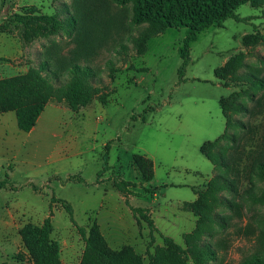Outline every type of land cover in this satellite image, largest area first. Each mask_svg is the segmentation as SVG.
Listing matches in <instances>:
<instances>
[{
  "label": "rangeland",
  "instance_id": "1",
  "mask_svg": "<svg viewBox=\"0 0 264 264\" xmlns=\"http://www.w3.org/2000/svg\"><path fill=\"white\" fill-rule=\"evenodd\" d=\"M236 14L241 20L199 34L181 81L178 49L187 30L165 26L144 0H0V79L46 63L59 79L43 75L59 86L80 65L95 86L78 112L59 96L51 102L69 110L62 127L79 152L61 169L28 155L14 112L0 117V264H38L34 231L49 217L59 264H87L79 227L88 236L94 225L119 257L93 264H197L184 252L206 247L201 264L264 259V0H249ZM94 121L101 126L90 131ZM209 141L207 150L224 164L215 169L200 150ZM108 142L110 167L98 183ZM135 154L153 162L150 181L133 164ZM217 176L232 189L201 200L195 191L215 189ZM115 180L131 184L126 196L149 210L154 231ZM130 251L140 262L125 256Z\"/></svg>",
  "mask_w": 264,
  "mask_h": 264
},
{
  "label": "trees",
  "instance_id": "2",
  "mask_svg": "<svg viewBox=\"0 0 264 264\" xmlns=\"http://www.w3.org/2000/svg\"><path fill=\"white\" fill-rule=\"evenodd\" d=\"M249 0H144L146 10L152 15L156 16L168 28H186V37L183 44L178 51L183 60L179 68V77L182 81L184 79L187 66L190 64L191 44L197 41L201 32L207 28L221 23L229 18L241 20L236 14V10ZM20 19H25L23 16H18ZM53 19V18H52ZM75 21V18H73ZM47 72L55 80L59 79L56 71L48 68V64L43 63L39 69H31L26 74L0 79V115L14 112L16 115L17 126L22 132H30L45 111L46 107L52 102H60L57 98L61 97L68 106L75 112L81 108L87 107L94 98V75L91 70L80 65H73L70 69V76L66 83L56 86L52 85L49 78L43 73ZM223 112L226 111L224 100L220 101ZM146 121V118L143 117ZM225 134L222 136L223 138ZM219 139L216 140V142ZM211 141L204 143L201 146V153L216 167L221 163L222 157L220 153L215 156L207 150V145H211ZM111 143L106 144V154L104 156V167L98 174L97 182L100 177L109 169V152ZM133 164L139 173L143 176L145 181H150L153 177V162L142 154H135L133 156ZM221 165H224L221 163ZM258 175L264 180V162L258 164ZM218 185L215 189H209L207 192L195 191L202 200L214 201V194L216 190L232 189V185L228 180L217 176L214 181ZM99 183V182H98ZM115 185L125 196V202L132 210L133 214L141 217L150 227L152 231L156 229L155 222L149 215V210L142 207H133L128 197L126 196L130 183L124 180H115ZM5 187V183H0V189ZM212 187V185H211ZM262 198L253 197V200H260ZM71 215V221L76 224L73 218V211L68 208ZM53 230V223L51 217L47 218L41 228H36L34 233L37 242L40 244L37 262L38 264H59V249L58 244L51 240L50 235ZM82 236H85L87 241V250L85 252L84 262L93 264L94 260H112L118 261L116 258L118 253L113 252L100 232L97 225H94L89 235L82 227H79ZM171 241V240H169ZM210 250L206 247L204 252L196 249L192 254L185 253L187 259H193L197 264H201V257L204 253ZM213 255V252H211ZM210 254V253H209ZM130 255V256H129ZM126 254L128 258L135 262H140L139 257L130 253ZM264 264V259L260 254H254L244 260L243 264ZM141 264V263H140Z\"/></svg>",
  "mask_w": 264,
  "mask_h": 264
},
{
  "label": "crops",
  "instance_id": "3",
  "mask_svg": "<svg viewBox=\"0 0 264 264\" xmlns=\"http://www.w3.org/2000/svg\"><path fill=\"white\" fill-rule=\"evenodd\" d=\"M52 112L50 116H46L47 112ZM69 113V110H65L60 106L49 104L45 111L40 116L37 125L28 133H26V138L24 140V146L29 145L26 152L29 156L36 158L37 156H45L47 162L50 164L58 163L60 164V169L72 161L77 159V147L71 143V134L67 133L62 125L63 113ZM57 114V118L51 117L52 114ZM60 114L62 117L60 118ZM5 114L0 115L4 117ZM17 122V121H16ZM88 125V124H87ZM101 126L99 121H94L89 123L90 131H96ZM59 127L61 130H59ZM52 129L54 131H52ZM93 132H91L92 134ZM78 136L87 134V132L75 133ZM214 166V165H213ZM215 169V167H214ZM62 172V171H57ZM196 194L192 197L195 199Z\"/></svg>",
  "mask_w": 264,
  "mask_h": 264
}]
</instances>
